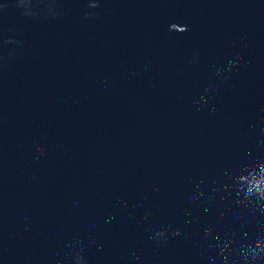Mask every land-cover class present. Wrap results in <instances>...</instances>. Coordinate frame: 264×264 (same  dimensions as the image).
<instances>
[{"label":"water","instance_id":"95a60500","mask_svg":"<svg viewBox=\"0 0 264 264\" xmlns=\"http://www.w3.org/2000/svg\"><path fill=\"white\" fill-rule=\"evenodd\" d=\"M81 245L264 264V0H0V264Z\"/></svg>","mask_w":264,"mask_h":264},{"label":"clouds","instance_id":"9594fccd","mask_svg":"<svg viewBox=\"0 0 264 264\" xmlns=\"http://www.w3.org/2000/svg\"><path fill=\"white\" fill-rule=\"evenodd\" d=\"M98 2H93L91 5H90V7L91 8H96V7H98ZM85 15L86 16H88V15H92V13L91 14H87V13H85ZM236 63V60L235 59H231V60H229L228 61V67L229 68H231L234 64ZM25 227H27V225H25ZM149 227H151V225H149ZM172 231H176L175 229H172ZM155 237L157 238V239H159L160 237H163L165 240H167L168 239V236L166 235V231L165 230H163V231H156L155 232ZM83 245H81V248H80V251L79 252H77L76 253V255H75V259H76V262H77V264H84V257H83ZM255 259V256H253V260Z\"/></svg>","mask_w":264,"mask_h":264}]
</instances>
